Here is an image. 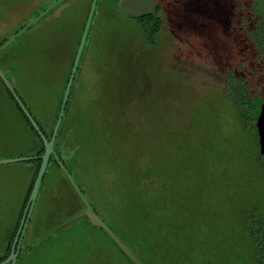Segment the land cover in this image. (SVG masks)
<instances>
[{
	"label": "rangeland",
	"instance_id": "1",
	"mask_svg": "<svg viewBox=\"0 0 264 264\" xmlns=\"http://www.w3.org/2000/svg\"><path fill=\"white\" fill-rule=\"evenodd\" d=\"M56 1L0 0V38L11 37ZM115 1L101 0L93 15L96 29L85 41L81 81L66 114V144L71 148L62 154L66 170L55 165L47 168L23 235L22 248L28 249L23 264H81L78 244L87 236L101 240L107 251L126 264L107 238L91 230L84 219L53 232L79 213L67 204V200L76 202L70 191L73 184L83 189L95 213L143 264H170L169 258L180 254L166 243L170 240L164 242L162 236L159 243L128 214L129 190H146V175L152 169L160 185V206L172 202L176 221L185 232H178L176 242L183 257L188 248L207 250L215 235L234 246L240 211L251 196L261 198L264 208V167L260 164L259 173L251 163L258 152L257 134L240 122L224 95V63L229 62H224L223 54L233 40L225 28L228 7L220 0H158L164 26L150 44L132 19L117 13ZM230 5L233 9L234 3ZM256 5L264 10V0H257ZM87 7L88 0L61 1L22 33L21 40L31 38L34 29L41 34L46 28H58L67 35L68 23L74 25ZM212 28L222 32L225 28L227 33L210 36ZM256 57L253 53L249 58ZM256 59L252 64L259 70L249 71L248 77L254 78L253 91L263 96L264 58ZM101 70L115 73L108 88L107 83H100ZM50 86L54 88L49 87L42 99L28 80L19 92L42 122L49 120L56 101L57 87ZM103 89L118 100L113 107L105 105L108 111L99 112ZM6 99L0 84V112L12 107ZM262 104L260 99L258 105ZM111 133L113 140L104 146V153L94 154L87 138ZM75 138L83 141L78 148L72 146ZM27 156L28 151L0 142V159ZM117 166L134 168L137 179L121 177L124 172L117 176L107 172ZM30 170L21 162L0 165V235L18 217Z\"/></svg>",
	"mask_w": 264,
	"mask_h": 264
},
{
	"label": "trees",
	"instance_id": "2",
	"mask_svg": "<svg viewBox=\"0 0 264 264\" xmlns=\"http://www.w3.org/2000/svg\"><path fill=\"white\" fill-rule=\"evenodd\" d=\"M215 1L218 2L217 0ZM256 1L257 0H250V3L248 4H246L243 0H232V2L231 0H220L219 2H223V4L228 7L226 11L228 20L227 23H225V28L228 31L229 39H233L228 42L229 49L223 54L225 58L224 62H229L224 63V75L227 82L224 95L226 99L235 107L237 117L240 122L243 123L248 130L253 132H256L253 124L255 123L260 110V106L258 105L259 100H264V95L259 96L253 91L252 82H254V78L251 79L248 77L249 71L259 70L257 66L252 64L257 61L256 58H264V10L261 11V8L260 11L258 10ZM91 2L92 0H88L87 9L83 12L81 18L76 17L74 25L68 23L69 25L66 27V30L68 31L67 35L58 31V28H53L50 31H48L49 28H46L41 34H35L36 29H34V33L31 35V38L21 40V36L29 32L30 29L45 18L48 14L47 13L33 26L28 28L25 33L20 35L15 39V41L0 51L1 69L47 141H49L52 136L53 128L60 112L65 87L68 82ZM100 2L101 0H97L93 15L95 14L96 7L100 5ZM117 2L118 0L115 1L117 13L132 19L136 23L139 31L145 36L146 41L150 44H154L157 35L164 26L163 19L159 15L163 6L158 4L155 16L148 15L137 18L121 13L117 8ZM232 3H234V7L233 9H230V4ZM250 22H252V24ZM225 28H223L224 32L220 29L212 28L210 36L217 34L220 36L227 33ZM95 29V24L92 23L91 20L85 41H88L93 36ZM8 38H0V45ZM17 40L19 42L12 45ZM86 52L87 48H85L84 45L66 100L63 116L56 133L53 144V153L49 157L39 190L44 187L48 166L55 165L63 172L66 170V166L62 161V154L64 153L63 150L68 151L71 149L68 148L66 144V114H68L69 107H71L79 88L82 73L81 65L84 62V55H86ZM253 53H255L257 57L252 58L251 61V58L249 57L250 54ZM246 66L249 67L246 68ZM110 71L113 70H101V76L103 77H101L100 83L104 85L107 83L106 88H108V83H110V81L114 82L115 73L110 75L108 74ZM114 71L121 74L127 70ZM25 78L26 80L32 82L35 87L36 95L41 99L43 97H47V94H49V87L50 89L54 88L50 85L57 87L56 101L53 105L51 110L52 113L48 121L42 122L35 114V110L25 102L24 98L19 93L22 91L21 88L26 81ZM120 82L122 81L120 80ZM0 84L6 98L12 105L9 110H1L0 112V135L3 136L2 139L0 138V142L3 141L6 146H11L12 148L14 147L19 151H28V155L34 157L31 160L21 162L26 169H31L30 172L28 171L31 173V177L29 185L24 193L18 217L14 219L9 228L0 235V262H2L10 254L12 242L18 229L24 207L38 173L41 156L44 153V145L40 135L33 128L1 79ZM101 91L102 93L100 92V96L102 95V97H100V103L97 110L99 112H104V110L108 111L105 105H112L118 99H115L111 91L106 89ZM113 106L114 105H112V107ZM113 136L114 135L112 133L111 135L99 134V137H95L93 135L90 136V138H87V143L94 154L95 151L102 154L105 150L104 146H109V143L113 140ZM207 137L211 139V136ZM75 141V145H72L73 147L78 148L82 145L83 141L79 138H75ZM256 148L258 149V145ZM251 163L257 167V171L261 173L262 168L260 164L264 167V159L259 154V151L256 152L255 158L252 159ZM107 172L110 174L113 173L115 176L124 172L121 177L125 176L127 179H137V171L128 166L125 168L117 166V168L109 169ZM146 176L148 178V186L146 190L142 192L137 190L133 191V189L131 191L129 190L130 194L129 199L127 200L128 214L132 221L146 226V231L148 234L153 236L156 241L159 242V239L162 240V236L165 238L164 242H166V240H170V242L166 243L173 247H169L171 249L174 248L173 250L180 253L178 256L172 255V257L169 258L170 264H264V208L262 207L263 202L261 198H252L251 196L249 200H246L247 204L244 208L242 207L236 227L238 240L237 242L235 240L236 243H234V246L226 241L218 240V238H216L217 235H215L207 250L199 247L195 248V250H189L188 248L187 256L183 257L181 256L182 249L179 248V244L177 245L176 242L179 237L178 232H180V230L184 234L185 232L178 221H176L175 208L172 202H168L169 204L167 203V206H160V197L158 198L157 196L160 192V185L155 178L157 177L155 169L150 170ZM150 181L153 186L150 185ZM69 184L70 181H68V185ZM69 186L71 187L72 184ZM77 188L79 192L84 195L83 189L79 186H77ZM61 191H63V189ZM70 191L74 195L76 202L69 203L67 200L68 206L77 207V212L83 211L85 206L80 199L78 192L73 188V186ZM135 192H137V194ZM63 195L65 196V193ZM184 218L190 220L189 217L185 215ZM80 219H84L87 225L90 226L89 228L91 230H99L107 238L110 244H112L116 253L123 261H125L126 264H134L102 228L92 226L86 217H82ZM182 219L183 218H181V220ZM111 231L114 233L112 229ZM94 238V236H87L82 239L80 244H78L80 245L78 248L80 251L79 259H81V264H121L116 257L103 247L101 240L99 241V239L96 240V238ZM118 239L124 244L119 237ZM23 240L24 237L20 242L19 253L15 264H23V259L25 257L24 254L28 251L27 248H22ZM189 241L191 242L190 239ZM187 245L189 246L188 240ZM128 250L130 249L128 248ZM136 259L143 264L139 258L136 257ZM72 264L76 263L73 262Z\"/></svg>",
	"mask_w": 264,
	"mask_h": 264
},
{
	"label": "water",
	"instance_id": "3",
	"mask_svg": "<svg viewBox=\"0 0 264 264\" xmlns=\"http://www.w3.org/2000/svg\"><path fill=\"white\" fill-rule=\"evenodd\" d=\"M61 1H63V0H57L56 2H54L48 8L43 10L33 20H31L26 25H24L14 35L9 37L5 42H3L0 45V51L2 49H4L5 47H7L10 43H12L16 38H18L28 28H30L36 22H38L43 16H45L50 10H52ZM96 2H97V0H92V2L90 4V9H89V12L87 15V19H86V22H85V25L83 28V32H82V35H81V38L79 41V45H78V48H77V51H76V54L74 57V61H73L71 72H70V75L68 78V82H67L66 87H65V91H64V95H63L62 103H61V107H60V112H59L56 124L53 128L52 136H51L49 141H47L45 139L44 135L41 133L39 127L37 126V124L33 120L32 116L30 115V113L26 109L25 105L23 104V102L19 98L18 94L16 93L13 86L11 85V83L9 82V80L7 79L6 75L4 74L3 70L0 67V79L2 80V82L4 83L6 88L10 91V93L14 97L15 101L18 103L19 107L22 109L23 113L25 114V116L27 117V119L29 120V122L31 123L33 128L38 132V134L40 135V137L43 141V145H44V153L41 156V163H40V166L38 169V173L36 175V178L34 180L31 192L29 194L28 200H27L26 205L24 207L18 229L16 231L15 237H14L13 242H12L10 254L5 260L0 262V264H8V263L9 264H15L17 255L19 253L20 242L23 238L28 218L31 214L35 199L37 197V193H38L44 172L46 170V166H47L49 157L53 153L54 140H55L56 133H57L58 127L60 125L62 116H63L66 100H67L69 90H70V87H71V84H72V81H73V78H74V75L76 72V68L78 66L79 58H80V55L82 53V50H83V47L85 44L87 31H88L90 22L92 20V15H93V12H94V9L96 6ZM157 6H158V0H118V2H117V8L121 13L132 16V17H137V18L143 17V16H148V15L155 16ZM254 126L256 129V134H257V138H258V151H259V154L264 159V104H262L260 106V110H259V113L257 115L256 121L254 123ZM33 158H34L33 156L2 158V159H0V165L24 162V161L31 160ZM73 186L76 189V191L78 192L80 199L82 200V202L85 206V209L83 211L79 212L78 214L74 215L73 217H71L70 219L65 221L64 223L60 224L58 227H56L54 229L53 232H58L61 229L69 226L73 222L77 221L78 219H80L82 217H86L92 226L102 228L134 264H141L136 259V257L126 248V246L118 239V237L111 231V229L102 221V219L95 213V211L93 210L91 205L88 203V201L85 199V197L79 192V190L76 188V186L74 184H73Z\"/></svg>",
	"mask_w": 264,
	"mask_h": 264
}]
</instances>
